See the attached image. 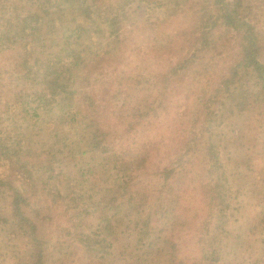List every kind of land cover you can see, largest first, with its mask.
Here are the masks:
<instances>
[{
	"label": "trees",
	"instance_id": "trees-1",
	"mask_svg": "<svg viewBox=\"0 0 264 264\" xmlns=\"http://www.w3.org/2000/svg\"><path fill=\"white\" fill-rule=\"evenodd\" d=\"M263 4L0 0V55L9 57L0 68V264H50L47 224L78 248L83 264H99L112 254L120 221L134 226L138 246L126 264L164 255L170 264H221L236 211L222 156L225 117H260L255 128L264 140ZM136 7L144 21L130 12ZM136 38L144 73L135 85L151 88L154 80L164 89L155 86L147 114L121 113L117 123L115 95L100 89L104 64L113 46ZM157 57L162 69L148 61ZM195 74L208 96L184 97L182 84ZM171 104L179 115L170 120L171 137L140 139V127L153 124L147 118L167 121ZM43 131L49 141H35ZM88 154L84 177L93 181L98 164L109 163L114 183L89 198L65 170ZM45 193L49 206L39 201Z\"/></svg>",
	"mask_w": 264,
	"mask_h": 264
},
{
	"label": "rangeland",
	"instance_id": "rangeland-1",
	"mask_svg": "<svg viewBox=\"0 0 264 264\" xmlns=\"http://www.w3.org/2000/svg\"><path fill=\"white\" fill-rule=\"evenodd\" d=\"M130 12L137 20L144 21L147 18V16L143 15L144 9L140 7L131 8ZM258 13V32L263 46L261 61L264 63V4ZM103 44H106V40L103 41ZM138 47H143L142 40L138 38L113 46L108 55V62L104 64L106 66V78L104 82L100 83L101 87H99L101 91L109 89L111 93H114L115 99H113L112 104L117 107V110L112 115V119L117 123L122 122L120 119L121 113L128 116L138 115L139 111H143L141 113L147 114V106L152 102L153 104L155 103V86L156 89H164L162 85L155 83L154 80H152L151 88L148 85H140L139 87L135 85L136 77L144 73L143 64L141 63L144 53L138 54ZM8 59L7 54L0 55V68H8ZM148 61L155 69H162L166 64L158 57L150 58ZM199 78L201 77L198 74L192 75L186 85L182 84V86L186 87L182 90L184 97H192L199 94L208 96L209 85L207 84L202 88L203 83H207L203 82L197 86ZM178 86L182 87L181 84H178ZM169 114L167 121L165 120L167 116L162 114L159 118V123H156L157 120L154 121L153 117H148L147 121L153 124H145L144 128L140 127V139L146 140L148 136H157L160 139L170 138V133L173 131L170 120L179 118V115L177 117L176 114V107H173V104L170 105ZM225 118L227 126L223 136L222 156L230 176L233 194L232 203L236 211L229 226V236L222 244V246L224 244L226 246L221 264H264V140L258 141L260 132L255 128L256 126L260 129L261 126H259L258 121L261 118L239 115L238 113L233 115L230 113ZM262 129L264 130V125H262ZM36 133L34 132V134ZM41 135L34 140L40 141L44 139L46 142L49 141V136L45 135L44 131ZM144 142L142 143L143 145L140 144L141 148L144 146ZM84 159L68 164L65 170L68 173H76L77 179L84 187L87 198L91 197V189L105 193L106 190L104 189H109L108 187L114 184L112 182L113 173L110 172V164H98L94 171L97 174L93 176L94 180L91 181V173L84 177L87 167H91V154L85 156ZM52 199L49 193L40 194L39 197V201L46 206L51 204ZM177 206L181 212V206ZM88 222L91 226V216ZM114 231L115 234L109 238L112 243V254L110 257L99 261V264H126L129 252L134 248H138L134 235V226L129 225L127 221L116 223ZM42 232L48 243H50V264L84 263L79 258L81 253L78 248L60 238L58 236L60 234L51 225L47 224L42 229ZM76 252L77 256H75ZM150 262L151 264H170L167 255L156 257Z\"/></svg>",
	"mask_w": 264,
	"mask_h": 264
}]
</instances>
